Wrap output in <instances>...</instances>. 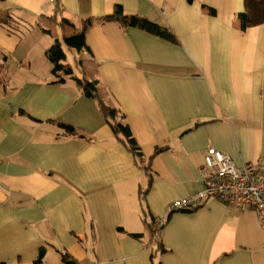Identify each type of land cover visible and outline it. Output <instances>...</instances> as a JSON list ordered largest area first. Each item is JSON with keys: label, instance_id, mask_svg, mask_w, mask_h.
<instances>
[{"label": "crops", "instance_id": "obj_1", "mask_svg": "<svg viewBox=\"0 0 264 264\" xmlns=\"http://www.w3.org/2000/svg\"><path fill=\"white\" fill-rule=\"evenodd\" d=\"M245 1L0 0V264L41 248L42 264H264L254 210L210 197L166 214L202 189L208 147L264 169V0L242 29ZM116 5L176 42L109 18ZM86 20V46L67 47ZM55 41L114 117L52 73Z\"/></svg>", "mask_w": 264, "mask_h": 264}, {"label": "built area", "instance_id": "obj_2", "mask_svg": "<svg viewBox=\"0 0 264 264\" xmlns=\"http://www.w3.org/2000/svg\"><path fill=\"white\" fill-rule=\"evenodd\" d=\"M201 190L168 203L166 214L196 209L207 198H217L229 208H249L264 226V169L256 164L237 165L223 150L208 147L200 166ZM165 218L149 222L152 241H158Z\"/></svg>", "mask_w": 264, "mask_h": 264}, {"label": "trees", "instance_id": "obj_3", "mask_svg": "<svg viewBox=\"0 0 264 264\" xmlns=\"http://www.w3.org/2000/svg\"><path fill=\"white\" fill-rule=\"evenodd\" d=\"M188 2H192L193 0H187ZM260 0H246L245 1V11L238 14V18L240 20V27L242 29L246 28L250 25H257L263 22V20L260 18L258 14V2ZM205 6V5H203ZM211 12L213 13V9H211ZM115 17L118 18L122 23L132 25V26H138L142 28L144 31H147L159 38L176 42V38L172 31L165 27L161 26L151 20H149L146 17L136 15V14H124L121 7L119 5H116L114 14L110 15L109 18ZM64 22V19H62ZM89 24V20L85 21L84 26L82 29L77 32L73 33L72 35L65 36L63 38L64 44L69 48H74L76 50H80L81 48L86 46L85 42V29L87 28V25ZM46 56L48 60L52 64V73L55 76L61 77V80H63V77L65 76H74L76 83L83 88V92L92 98H96L98 101V104L100 106V111L106 117L110 116L111 118L115 116L116 111L112 108L106 107L101 100L97 96L96 92V84L97 81L87 80L82 72H80V76H77L74 74L73 65L71 64H63L66 60V52L63 49L62 45L59 43V41H55L48 49L46 50ZM77 65L80 64L79 60H76ZM112 129L114 131L122 130L127 136L126 140L132 147V150L134 153H138L137 148L135 146V142L133 138L128 136V129L126 125H123L122 123H116L114 121H109ZM59 126L64 128L67 132H74V127L68 124L59 123ZM158 242V241H156ZM44 256V250L41 248L39 250L37 258L34 260L33 264H42V258Z\"/></svg>", "mask_w": 264, "mask_h": 264}, {"label": "water", "instance_id": "obj_4", "mask_svg": "<svg viewBox=\"0 0 264 264\" xmlns=\"http://www.w3.org/2000/svg\"><path fill=\"white\" fill-rule=\"evenodd\" d=\"M70 79H75L73 76L72 77H70ZM72 263V262H71Z\"/></svg>", "mask_w": 264, "mask_h": 264}, {"label": "rangeland", "instance_id": "obj_5", "mask_svg": "<svg viewBox=\"0 0 264 264\" xmlns=\"http://www.w3.org/2000/svg\"><path fill=\"white\" fill-rule=\"evenodd\" d=\"M75 53V52H74Z\"/></svg>", "mask_w": 264, "mask_h": 264}]
</instances>
